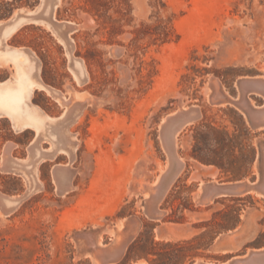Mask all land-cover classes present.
<instances>
[{"label": "rangeland", "instance_id": "obj_1", "mask_svg": "<svg viewBox=\"0 0 264 264\" xmlns=\"http://www.w3.org/2000/svg\"><path fill=\"white\" fill-rule=\"evenodd\" d=\"M19 1L38 3L0 0V16ZM59 4L82 83L52 33L25 27L7 44L29 48L43 79L91 96L53 124L54 147L32 142L67 154L44 156L31 188L11 162L33 155L32 131L0 122V264L264 258V0ZM18 54L15 73L29 62Z\"/></svg>", "mask_w": 264, "mask_h": 264}, {"label": "crops", "instance_id": "obj_2", "mask_svg": "<svg viewBox=\"0 0 264 264\" xmlns=\"http://www.w3.org/2000/svg\"><path fill=\"white\" fill-rule=\"evenodd\" d=\"M55 2L56 0H38L36 5L29 6L19 1V3H15L14 6L11 5L13 9L8 11L7 17L0 16V50L22 53L30 62L33 61L35 69L32 79L36 84L43 86L42 89L33 88L28 90L27 98L20 106L21 108L34 111L36 116L44 121V125L42 127L33 128L30 126H25L24 119L18 117V112L6 113L0 109V122L6 121L11 131L18 134L24 133L26 131H32V139L27 144V146L31 147L30 152L33 155L28 156V159H15V161L11 162V169L16 171L19 170L20 173L31 179L30 188L32 187V181L36 185L35 179L39 175V168L44 163H46L48 159L57 156L58 152H64L67 154V152L62 148H56L50 155H48L47 152L45 155V152L43 153L42 151L35 149V146L32 144V142L34 141L35 145H37L38 140H44L42 137L44 136L51 142L52 147H54L55 133L53 131V124L58 123V121L63 119L65 116H68L67 118H69L72 122V119L75 118L77 114L76 111H79L82 107V104L86 103V100H88L91 96L85 90H77L75 87L70 89V87H65L64 85H53L52 83L43 79L40 71L41 65L29 48L10 46L7 44V41L13 35L25 27L36 26L46 30L49 33H52V35L55 37V40H57L56 43L63 47L66 57L70 60L69 67L74 80L77 83H82L85 80L87 74L85 77L78 79L76 69L74 67V59H80L79 57L74 56V41L70 37L72 33H74L73 30H71V26L74 24L62 20L67 18L66 14H64L63 7L61 4H59L60 1L58 0L57 4H55ZM8 30H11L9 34L6 33ZM0 65H2L0 68L6 69L5 66H9L11 69L10 76L8 74L0 76V91L3 89L14 90L17 80L13 64L11 62L4 64L0 61ZM75 94L79 96V99H73ZM39 95H41L42 98L37 101ZM82 95L84 96L82 97ZM72 99L74 101L70 103ZM54 102L62 108V112L57 116H55L57 112L54 111ZM65 109L67 110L64 111ZM69 109H72V111L70 112ZM18 147L19 146L17 144L13 149H17ZM48 150L50 149H47V151ZM47 155L50 158L44 157ZM30 179L28 181H30ZM4 203L6 206H10L14 203V201L5 199ZM137 264L142 263L139 262Z\"/></svg>", "mask_w": 264, "mask_h": 264}, {"label": "bare ground", "instance_id": "obj_3", "mask_svg": "<svg viewBox=\"0 0 264 264\" xmlns=\"http://www.w3.org/2000/svg\"><path fill=\"white\" fill-rule=\"evenodd\" d=\"M57 3H58V0H56L55 4ZM10 32L11 30H8L6 33L9 34ZM19 55L20 54L15 53V52L0 50V60L4 64H8L11 58H17V57L20 58ZM75 68H76L78 75L80 76L79 78H82L84 74H83V70L80 67V65L78 64L77 66H75ZM34 69H35V66H34L33 61L27 62V61L21 60L17 63L16 73H15L16 80H17L16 87H15L16 91L14 93H11L10 90L8 89L7 90L3 89L0 91V109L6 113L18 112V117L24 119L25 126H30L33 128H40L44 125V121L38 118L34 111L20 107L22 103L24 102V97L26 95L27 89L31 90L33 88H43L42 85L36 84L34 80L32 79V75L34 74ZM83 96L84 95H82V97ZM11 97H14V99H12ZM73 99H79V96L75 94L73 96ZM172 141H173V138H172ZM228 188L229 187H221L220 189H228ZM251 262L248 264H264V258L263 257L258 258L256 259V261L251 260Z\"/></svg>", "mask_w": 264, "mask_h": 264}, {"label": "water", "instance_id": "obj_4", "mask_svg": "<svg viewBox=\"0 0 264 264\" xmlns=\"http://www.w3.org/2000/svg\"><path fill=\"white\" fill-rule=\"evenodd\" d=\"M105 260H109V256H105V258H104Z\"/></svg>", "mask_w": 264, "mask_h": 264}]
</instances>
